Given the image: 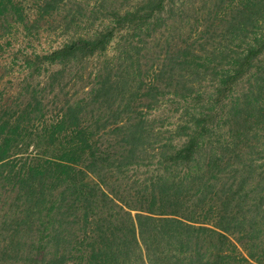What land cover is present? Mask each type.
I'll list each match as a JSON object with an SVG mask.
<instances>
[{
    "label": "trees",
    "instance_id": "trees-1",
    "mask_svg": "<svg viewBox=\"0 0 264 264\" xmlns=\"http://www.w3.org/2000/svg\"><path fill=\"white\" fill-rule=\"evenodd\" d=\"M192 1L0 0V264H264V0Z\"/></svg>",
    "mask_w": 264,
    "mask_h": 264
},
{
    "label": "rangeland",
    "instance_id": "rangeland-1",
    "mask_svg": "<svg viewBox=\"0 0 264 264\" xmlns=\"http://www.w3.org/2000/svg\"><path fill=\"white\" fill-rule=\"evenodd\" d=\"M116 1V0H115ZM124 0H117V4H122ZM213 1V0H211ZM210 0H193L189 4V8L185 11L183 16L184 23L187 22L185 25V28L188 29V27H191L193 23V28L199 27L200 29H204L210 25V21H208V15L209 13L214 14V10L212 9V2ZM193 8V12H191V7ZM84 7V6H83ZM218 21H214L213 26H217ZM197 23V24H196ZM196 24V26H195ZM213 26L209 29L210 32L213 30ZM63 37L60 35H57L54 33V31H51L49 35H46L43 39H40V41H37L36 39H33L30 47L33 46V49L36 50H48L51 48H55L62 44ZM93 64L90 63L87 65L88 68H93ZM7 86H9V83H7ZM69 88V86L67 87ZM71 91V90H70ZM263 144H264V137L262 138Z\"/></svg>",
    "mask_w": 264,
    "mask_h": 264
}]
</instances>
